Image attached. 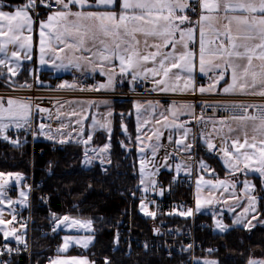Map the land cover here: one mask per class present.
Here are the masks:
<instances>
[{"label": "snow or ice", "instance_id": "6c2138e0", "mask_svg": "<svg viewBox=\"0 0 264 264\" xmlns=\"http://www.w3.org/2000/svg\"><path fill=\"white\" fill-rule=\"evenodd\" d=\"M43 5L49 9H54L47 16L46 21H40V63L47 64L51 61L54 69H62L66 67H74L81 69V61L92 66V71L99 70L102 75H107V82L100 83L88 90H104L113 86L115 65L110 73L104 71V64H112L113 59L119 61V74L127 75L131 73V82L137 81L140 78L144 80L151 79L153 88L152 91L161 92H176L193 91L197 89L193 83V72L197 67L200 73L208 75L209 73L216 74L214 76L215 83L225 79L228 70H231V83L222 89L223 93H240L244 95H255L264 98V0H26V3L15 5L13 11H5L0 7V53H7L8 45L18 46V50L13 51L11 56L20 59L19 50H24L23 59L31 60L32 37L25 35L32 32L33 15L36 8ZM79 6V10L72 11L73 7ZM103 7V11L85 10L93 7ZM119 8V11L116 8ZM197 7L199 13L197 14ZM197 15L196 20H192L191 16ZM72 18V19H70ZM55 22V23H54ZM62 22V23H61ZM189 25L185 27V25ZM59 25V27H57ZM221 25V26H218ZM55 28V31L53 29ZM47 30V31H46ZM198 30V52L195 47L191 46L195 43V34ZM111 39V44L106 43L105 39ZM142 38V39H141ZM98 41V44H93L92 47H86V41ZM152 41V42H150ZM219 41V43H217ZM96 49L93 51V49ZM171 48V51L168 50ZM154 49V50H153ZM70 50L72 55L67 58L65 64L64 53ZM77 52L90 53L89 56L75 55ZM47 57V59H46ZM96 58L99 63H96ZM59 61V62H58ZM256 61H259L257 64ZM148 62L152 66L148 67ZM9 63V58L0 59V66ZM8 71L12 75H16L13 67H8ZM183 80V87L180 82ZM21 87H30V85H22ZM58 87H76L75 84L67 82L60 84ZM82 91L84 89H81ZM217 90L215 85L208 87H200L199 92H212ZM92 102H89L91 104ZM106 103V102H104ZM17 101L8 99L7 107L0 103V135L7 140L8 137L3 135L9 124H14L16 128L24 127L28 123L30 117V105L20 104L21 112H16L14 106ZM150 106H152L150 104ZM39 108V106H37ZM137 113L143 107L141 104L134 105ZM154 107V106H152ZM185 107L190 108L191 105ZM231 107L235 110H240L241 115H232L231 120L237 124L233 128L228 124V118H223L220 121H214V130L220 135L221 132L215 129V124H227V134L223 141L221 151L224 157V163L232 172L254 171L261 178L262 186H264V103L259 104H244L233 103ZM249 109H255V112H249ZM40 112H47V109L39 108ZM167 111L173 117V122H168V117H163L164 128L183 129L184 139L176 140L177 145H182L184 150H191L192 144L186 143V138L191 131L186 127V123H176L178 113L174 105L169 106ZM5 114H7L8 124L4 123ZM69 115L79 116L80 114L73 111ZM111 112L106 116L110 117ZM59 119V115L57 116ZM84 117L76 120V123L82 125ZM93 125H99L100 128L111 132L110 121L101 124L95 115L92 117ZM193 119L200 122L203 117H195ZM23 121V123H21ZM148 123V121H145ZM161 121H157L159 125ZM68 125L61 124L59 128L52 129L51 126L40 124V134H47L48 139H55L53 132H59L63 135L62 130ZM123 127V126H122ZM83 126L80 128V133H83ZM140 127L138 126V131ZM126 132L127 129L124 128ZM249 131L251 135H249ZM241 133L244 137L241 142L240 136L237 135L232 140L231 145L227 143V136L233 133ZM162 133L156 131L155 139L158 141ZM72 133H68L71 138ZM91 136L86 140L77 141L87 145L91 140ZM137 142L142 143L141 137L137 136ZM151 139V138H150ZM172 137L169 136V140ZM18 143V141H12ZM68 140L61 139L59 143H66ZM205 142L209 150L214 151L215 145L210 139L205 137ZM123 146V144H122ZM145 147L152 148V156L155 157L160 145L155 146L149 144ZM110 144H105L99 151L107 152ZM92 151H97L93 149ZM144 152V147L139 149ZM172 154H169V156ZM169 156L165 157V161ZM96 157L88 156V149L85 148L83 163L90 165ZM100 163L104 164L105 160L101 157ZM107 163H111L110 160ZM154 161H148L144 157L140 160V185H143V191L148 192L149 186L152 190L155 189L157 181L148 179L155 175L154 172L148 171V164ZM243 164V168L240 165ZM169 167L167 163L163 165ZM202 169H207L208 166L201 161ZM176 171L179 172L182 168L181 163L175 165ZM190 171V168H188ZM9 178H14L17 182L23 180L21 173L0 172V194L3 193L5 186L9 183ZM175 179V177H174ZM237 182H232L230 185L224 180H217L215 183L208 180L197 181L196 192V210L203 206L200 200L201 185H208L210 189L223 187L225 191L229 187L232 189V195L235 196V188ZM244 197L247 198V206L243 213L236 216L233 220L234 225L243 224L249 230L255 227L253 220L264 224V220L258 219L256 209L257 197L252 195L255 185L251 181L244 180L243 182ZM30 188V186H29ZM163 194V191L159 193ZM20 203H26L27 193L23 190L19 193ZM9 204L14 203L10 198L7 201ZM4 200L0 199V204ZM147 203L141 199L140 208L146 216L155 217L157 212L147 211ZM206 203L211 204V200ZM233 209L230 207L229 211ZM252 214V220L245 218L248 214ZM172 215L173 213H168ZM181 215H191L192 209L187 212H181ZM56 227L52 231L55 232L60 225L67 227L91 228L92 221H81L79 219L70 218L65 215L63 218L58 217L55 213H51ZM15 220V217H13ZM12 221H5L0 215V225H10ZM23 227V226H22ZM216 227L221 231H225L229 226L222 223L221 220H216ZM3 230V229H0ZM154 231L158 232L159 229ZM5 238L15 236L18 242H22L21 237L17 235V230L12 228L10 231L4 230ZM92 237L76 238L65 236L64 243L58 249L60 252H66L74 243L85 248L89 246ZM118 243V237H117ZM8 252L13 249L3 246ZM189 248L191 245L188 246ZM186 250V249H183ZM2 254V253H0ZM7 264V262H3ZM50 264H94L86 258L72 257L70 259L52 260ZM105 264H111V261L105 260ZM204 264H215L214 261L205 260ZM248 264H264V260L249 259Z\"/></svg>", "mask_w": 264, "mask_h": 264}, {"label": "built area", "instance_id": "2783aa9c", "mask_svg": "<svg viewBox=\"0 0 264 264\" xmlns=\"http://www.w3.org/2000/svg\"><path fill=\"white\" fill-rule=\"evenodd\" d=\"M26 1V0H25ZM20 5V4H18ZM44 7L43 5H41ZM47 8V7H45ZM49 9V8H47ZM52 10V9H50ZM197 7V14L199 13ZM37 11H35L36 14ZM192 20L197 19V15L187 13ZM198 48L197 42L191 45ZM214 73L197 77V83H209ZM67 82L75 84L76 87H58ZM99 84L96 78H88L77 71H71L65 75L47 76L42 82L32 80L18 85H7L0 89V97H13L26 101L30 105V125L25 131H12L9 133V141L21 139L24 135L35 134L40 126L56 128L58 120L53 116V110L57 103L70 99H148L155 101H178L187 102L193 106L192 127L194 139L192 142V164L193 169L187 175H171L167 180L158 174L154 177L157 185L154 190L149 186V191H143V185L138 183L136 190L132 193L128 205L121 212L114 227V242L121 251L128 255L133 248H151L156 253L161 250L166 257L178 255L183 257V261L177 264H195L196 252L201 249L199 241L196 239V230L208 226V221L204 218L198 219L199 211L195 206V184L197 173L194 165L199 158H211L219 154V146L216 142L215 150H209L205 142V137L209 139L212 130L211 120L230 119L232 115H241L240 110L231 107L233 103L259 104L264 103V98L255 95L228 94L223 92H181V93H158L152 91V84L148 80H139L130 87L123 89H104L99 91L88 90ZM30 85V87H21ZM81 89H84L83 91ZM47 109V112H40L39 108ZM249 109V112H255ZM195 117H203L199 123ZM207 171L211 172L209 177L215 179L214 167L211 163L206 164ZM14 174V173H13ZM23 180L17 182L14 178H9V183L5 186L2 198L11 199L14 203L9 204L10 212L8 221H12L9 227L17 230V235L22 242H18L15 236L0 240V264H50L60 251L57 239L51 243L44 242L46 237H58V229L52 231L54 223L44 227L36 223L34 217V189L41 186V181H34L31 175L23 174ZM175 177V179H174ZM140 182V181H139ZM30 186V188H29ZM23 190L27 193L26 203H20L23 199L19 193ZM163 191V194L159 193ZM147 203V211L157 212L153 218L146 216L141 209H136V204H141V199ZM48 194H41V205L47 206ZM135 206V207H134ZM192 209L191 215H181ZM136 211L147 218L146 228L142 226L137 229ZM168 213H173L169 215ZM15 217V220H13ZM23 226V227H22ZM136 226V230H135ZM159 229L158 232L154 231ZM118 237V243H117ZM7 245L13 251L8 252L3 246ZM191 245L189 248L188 246ZM186 249V250H183Z\"/></svg>", "mask_w": 264, "mask_h": 264}, {"label": "trees", "instance_id": "16d2710c", "mask_svg": "<svg viewBox=\"0 0 264 264\" xmlns=\"http://www.w3.org/2000/svg\"><path fill=\"white\" fill-rule=\"evenodd\" d=\"M4 9L23 3L24 0H0ZM15 80H28L25 67L15 77ZM113 111V126L110 132L109 159L111 163L102 166L99 162L85 165L80 143L68 142L57 144L52 140H36L30 142L10 143L0 138V172L25 173L31 175L34 181H41V186L34 189V217L36 223L47 227L54 223L51 213L63 218H81L92 221L93 239L89 246L81 252L75 247L68 254L85 255L94 264H177L183 261L178 255L166 257L159 250L151 248H133L125 255L114 242V227L121 212L126 208L132 193L140 181L138 162L136 158L135 141L128 145L127 135L134 136V116L132 100H115ZM123 126V127H122ZM124 128L127 131H124ZM101 134V137L98 135ZM101 132L94 138L103 140ZM128 145V148L122 146ZM223 175L218 159L209 160ZM163 180L171 175L160 173ZM251 177L254 183L261 187V180L255 174ZM48 194V205H41V194ZM259 216H264V195L259 196ZM135 207V206H134ZM139 204H136L138 209ZM135 220L138 228L145 226L147 218L136 211ZM211 224L212 214L204 216ZM56 227V226H55ZM58 237H46L44 242L51 243L57 239L61 243L62 231L57 228ZM136 230V226H135ZM2 234L0 233V240ZM196 239L201 249L196 252L197 259L210 257L217 264H247L252 257L264 260V224H256L248 229L242 226H231L225 232H214L211 227L198 228ZM79 249V248H78ZM207 250V252H206ZM195 264H202L196 261Z\"/></svg>", "mask_w": 264, "mask_h": 264}, {"label": "rangeland", "instance_id": "374dc122", "mask_svg": "<svg viewBox=\"0 0 264 264\" xmlns=\"http://www.w3.org/2000/svg\"><path fill=\"white\" fill-rule=\"evenodd\" d=\"M0 5H2L1 2H0ZM39 7L36 8V11H37L36 14L35 13H30L31 15H33V21H34L32 32L28 33L27 30H25V32H24L25 35L26 34L27 35H31V37H32V48H31V56H32V58L34 57L33 53H35L34 52V50H35L34 47H35L36 41L34 39L36 38V35L38 33V29H40V21L41 20L40 19L37 20V16L41 12ZM7 11H9V10H7ZM46 20H47V18L46 19L44 18V21H46ZM196 38H198L197 41H196ZM198 41H199V33H198V30H197V32L195 34V42H198ZM217 43H219V41H217ZM15 48H16V45H8L7 46V49H8L7 53L6 54L5 53H0V59H5L6 56L9 58V63H7L6 65L0 66V89L6 88L7 85H18V84L23 83V81L15 80V77H17V74H18V69H19L18 67L22 63L20 61V59L17 60L16 58H13L11 56V52ZM31 60H29V61H31ZM256 63L258 64L259 61H256ZM8 67H13L14 71H16V75H12V73H10L8 71ZM196 69H197V71H199L198 70V59H197V67H196ZM228 77L231 79V70L230 69L228 70ZM214 82H215V80L213 79L210 85H213ZM228 83H231V80H229L227 82V84ZM182 84L183 83H181L180 85H182ZM208 86L209 85H207V86H199V88L200 87H208ZM222 88H224V87H222ZM8 99H13V100L17 101V104L14 106V110L16 112H21L22 111L19 108L20 104H28L26 101H24L22 99L12 98V97H0V103H3L4 107H7L8 106L7 105ZM102 101H104V100L70 99V100L62 101V102L58 103L55 106L56 111L54 109L55 117L57 118V116L59 115V119L58 120H59L60 124L57 126V128H59L61 126V124H66V125H68L69 131H66V129H63L62 130L63 135H61V133H59V132H53L52 134L54 135L55 139H48L47 138V134H40V129H39L37 134L24 135V136H22L21 139H18L16 141L24 142L26 140H29L30 142H32V141H36V140H40L41 139V140H52L54 143L61 144V143H59V140H61V139H66V140H68V142H77V141L86 140V139H88L89 136H91L92 138H91V140L89 141V143L87 145H85L84 143H80L81 147H82V153H83L82 158L84 160L85 148H87L88 149V156L96 157V159H94L91 164H93L96 161L100 163V158L102 157L105 160V163L104 164L100 163V164L102 166H106L108 164L107 161L110 160L109 159V155H110L109 149H108L107 152H103V153H101L99 150L102 149L105 144H110V141L107 140L106 137H103L104 139L101 140V141H99V138H96V140H95V138L93 136L96 133H99V132H93L94 131V127H95L93 125V119H92V122H91L90 117L88 116L89 112H90V109H91L89 102H92L95 105H97V104L101 103ZM136 103H139V104H141L143 106L139 113H137L136 108L134 107V105ZM150 104L152 106H154V107L150 106ZM158 106H159V103L153 102L152 100H135V101L132 102L133 115H134V117L136 119V122H137L136 131L138 132V126H139L140 127L139 132L141 133L140 135H146L147 133H150L149 127L151 129L152 126L154 127V130H156V129L159 130V128H161V129L164 128L163 127V122H162L163 117L161 116V113H163L164 116L168 117V122L169 123L173 122L171 120L170 116H169V112L167 111V109L164 108V107H158ZM184 106H186V105H184ZM79 107L81 108V110H79ZM68 108H71V110H68ZM73 111L79 113L80 115L79 116H71V115H69ZM91 112H93V115H94V110H92ZM154 115L155 116H159L157 121H161V123L159 125L157 124L158 126H156V127L152 124V119H151V117L154 116ZM80 117H84L82 125H79V124L76 123V120L79 119ZM187 118H188V116L183 114V117L179 120V122L180 123H185ZM230 120L231 119H228V124H229ZM65 121H66V123H65ZM145 121H148V123H145ZM214 121L218 122L220 120H211V123H212L213 126H214V124H213ZM4 123L8 124L7 114H5ZM21 123H23V121H21ZM148 124H150V126ZM27 125H28V123L24 124V127L27 126ZM230 125L233 128L237 127V124H236L235 121H233L232 124H230ZM81 126H83V129H84L83 133H80ZM215 128L220 130L221 134L218 135V136L222 137V125L219 124V123H216L215 124ZM14 129H19V128H16L14 124H9L6 132L3 135L7 136L8 132L10 130H14ZM53 129H56V128H53ZM69 132L72 133L71 138L68 137V133ZM237 133H239V132H237ZM237 133H233V134L237 135ZM239 134L242 136L241 133H239ZM249 135H251L250 131H249ZM98 136L101 137V134H99ZM131 136L132 135H130V134L127 135V133H126V138L128 139V145H130V141L132 139ZM0 138H3V136L0 135ZM68 142H66V143H68ZM219 143H220V147L222 148V145H223L222 141L221 142L219 141ZM128 145L123 144V146L126 147V148H128ZM93 149H96L97 151H92ZM221 153H222V151H221ZM220 158H221V161H222V158H223L222 163H223V165H224V167H225V169L227 171V174H228L227 176H223V177L222 176L221 177L218 176V177H215V179H212V178H209L208 175L207 176L199 175L201 171H199V167H198V175H197L196 184H195V191H194V193H195V206L196 207H197V205H196V192H197V181L198 180H201V179L202 180H208V181H212L213 183H215L217 180H224V181H227L229 183V185H230L232 182H235V181L238 182L237 180L239 179V176L242 177L244 174H248V173L258 174L257 172H254V171L235 172V174H232V172L229 170V168L224 163L223 153L220 156ZM240 167L243 168V164H241ZM7 172H3V173L7 174ZM207 173L210 174L209 171H207ZM244 180H247V179H244ZM244 180L239 181V183H237L236 188H235V192H236L235 196L232 195L231 187H229L228 190L225 191V189L223 187L210 189V187L208 185H201V188H200V193H201L200 200H201V204L203 206L200 209H204V210L201 211V213H198V219L201 220L204 216L210 214L211 211H209V210H212V213H213L214 210L217 211L218 209H216V207H213L212 205L208 206L209 204L206 203V201L207 200H211V201L214 202V201H216L218 199L219 203H221V204L224 203L225 201L228 202L225 205L226 206L225 211H227L228 213L232 214V217H233L232 222H233V220L236 218V216H238L241 213H243L244 208L247 206V198L244 197V193H243L244 185H243V183L241 184V182H243ZM248 181H251V180H248ZM254 185H255V189H256V193H255L256 195L253 192H252V195H255L257 197L256 209H257V212L259 213L258 201H259L260 193H261V195L262 194L264 195V186L262 187V183H261V187L262 188L260 189L259 187H257L256 184H254ZM0 199L4 200V203L0 204V215H2V218L5 221H8L9 212H10V209H9L10 206L8 205V202H7L8 200L5 199V198H2L1 195H0ZM233 204H235V206H233ZM204 206L205 207H209V208H205ZM221 207H222V205H221ZM230 207L233 209L232 211H229ZM260 217H262V216H260ZM213 218H214L213 219L214 224H213V229L212 230L214 232H221L216 227V220H221L223 224H227L228 222H226L224 220V218H222V217H217L216 216V217H213ZM74 219H79L81 221H86V219L84 220V219H81V218H74ZM251 219H252V214L249 213L248 216L245 218V222H247V220H251ZM258 219H259V217H258ZM252 222H253V224L255 222L258 223L257 220H253ZM55 226H56V223H55ZM232 226H242V227H244L243 224L232 225ZM208 227H211V225L209 224ZM57 228H59L62 231V239H61V243L59 245V248L64 243L63 238L65 236L76 237V238H84V237H89L90 236L93 239V226L92 225H91L90 229L89 228H79V227H67L66 225H60ZM0 229H3V230H0V233L3 234V236H4V230H7V231L11 230V228L9 227L8 224L0 225ZM92 239H91V241H92ZM72 247H75L76 251H78V252H81V250L85 249V247L73 243L68 248V250L70 248H72ZM68 250L66 252H60L59 254H57V256L55 257L54 260H56V259H70L72 257H77V258H86L88 261H90L88 259V257L85 256V255L72 254V253L68 254V252H69ZM206 252H207V250H206ZM197 260L202 262V264H204L205 260L214 261L215 264H217L216 260L212 259L210 257H204V258L201 257V259H196V261ZM90 262H92V261H90Z\"/></svg>", "mask_w": 264, "mask_h": 264}, {"label": "crops", "instance_id": "0c3cea01", "mask_svg": "<svg viewBox=\"0 0 264 264\" xmlns=\"http://www.w3.org/2000/svg\"><path fill=\"white\" fill-rule=\"evenodd\" d=\"M14 6H12V8H8V9H4L3 8V10L12 11V10H14ZM0 7H1V5H0ZM39 8H40L41 12L37 16V20L40 19L41 21H44V18L46 19L47 16L49 15V13L51 11H53V10H49V9H47L45 7H39ZM77 10H79V6H76V7H73L72 8V11H77ZM85 10L103 11L105 9L101 6V7H93L91 9H87L86 8ZM116 10L119 11V8L117 7ZM70 19H72V18H70ZM188 26L189 25H187V24L185 25V27H188ZM218 26H221V25H218ZM57 27H59V25H57ZM53 31H55V28L53 29ZM100 38L101 39H105L106 43L111 44V39L110 38H106V37H102V36ZM40 39H41V37H40V29H38V33L36 35V38L34 39L36 41L35 47H34L35 48V50H34L35 53H33L34 54V57L32 58L31 61L26 60V59H23L24 50H19V53H20V61L22 63L18 67L19 68L18 69V72L20 70H22L23 67H25L26 73H27V77H28V80H23V82H28V81H30L32 79H34L36 82H42V80L44 78H46L47 76H52V75H65V74H67V73H69L71 71H77V72L81 73L82 75H84V76H86L88 78H96L99 81V84L100 83H106L107 82V75H102L99 70L92 71V66L91 65H88L87 63H85L83 61H81L82 67L79 70L76 69V68H74V67H71V66L66 67V68H62V69H54L52 67L51 61H49V63H47V64H41L40 63ZM197 39L198 38H196V41H197ZM150 42H152V41H150ZM93 44H98V41H92V40H87L86 41V47H92ZM197 44H198V42H197ZM16 50H18V46H16V48L13 49L12 52L13 51H16ZM95 50L96 49L94 48L93 51H95ZM168 50L171 51V48H168ZM196 51L198 52V48L196 49ZM70 55H72L71 51L70 50H66V52L64 53V56H65L64 62H65V64H67V58ZM75 55H77V56H79V55L89 56L90 53H87V52H84V53L77 52V53H75ZM46 59H47V57H46ZM95 62L96 63H99L100 61H99L98 58H96ZM113 65H115V69L114 70H115V72L117 74L114 77L113 86L110 87V88H108V89L127 88V87H130L133 84L137 83L139 80H143V78H140L137 81H133V82L130 83V81H131V73H129L127 75H123V76L120 75L119 74V61L118 60H115V59H113L112 64H108V63H105L104 64V71L106 73H110L111 70H112V68H113ZM147 66L148 67H151L152 66L151 62H148ZM197 75L202 76V75H205V74H201V73H199V71H197V69H194V72H193V83H194L195 88L198 91L199 86H207V85H210L211 82H212V80L214 79L213 77L216 74L213 75V77L210 79L209 83H205V84H197V82H196ZM229 80H231V79L228 77V72H227L226 75H225V79L224 80L220 81L218 84H216L214 82L215 88L217 90L212 91V92H223L222 91V89H223L222 87H226L227 86V82ZM149 81L151 82V79H149ZM181 83H183V81H181L180 84ZM151 84H152V82H151ZM180 86L182 87L183 84L180 85ZM152 87H153V85H152ZM155 92L165 93V92H161V91H158V90L155 91ZM176 92H192V91L191 90H189V91H180V90H177ZM166 93H175V92L169 91V92H166ZM228 94H238V92L237 93H228ZM93 100H104V101H102L101 103H99L97 105H95L94 103L90 104L91 109H90V112H89V115L88 116L90 117L91 122H92V117H93V112H91V111L94 110L95 118L101 124L105 123L106 120L107 121H110V128L112 130V126H113V111H114V108H115L114 106H115V103H116L115 100H113V99H93ZM133 101H135V100H132V102ZM104 102H106V103H104ZM153 102H157V101H153ZM157 103H159V106L158 107H164L166 109H168L169 106L174 105L175 110L178 113V118L175 121L176 123H180L179 120L183 117V114H185V115L188 116V118L186 119L185 122H187L186 123L187 124L186 127H188L191 131L189 132V134H188V136L186 138V143L192 144V141H193V128H192V125H191V119H192V114H193V106H192V104L187 103V102H174V101H161V102H157ZM184 105H191V107L190 108H187ZM68 110H71V108H68ZM79 110H81L80 107H79ZM55 111H56V108H55ZM108 112H111L112 113V115L110 117L106 116V114ZM169 116H170L171 120L173 121V117L171 116L170 113H169ZM158 117L159 116H155V115L151 117L152 124L155 127L158 126L157 125V119H158ZM162 122H163V119H162ZM232 122L233 121L230 120L229 124H232ZM65 123H66V121H65ZM136 124H137V122H136V119L134 117V129H135V132H134V136H131L132 137L131 141L132 140L135 141L136 158H137V162H138L139 179H140V171H139V169H140V160H141V157H144L148 161H154V165L152 163H149L148 164V171L154 172L155 175L149 177L148 179H154V177L156 175H158V174H160L162 172L163 173L165 172V173L170 174V175H176V176L186 175V174L191 173V171L193 169V164H192V160H191L192 149L186 151V150H184V148H183L182 145H177L176 144V140L184 139V137H183V129H176V128H163V129H161V128H159V130H157V129L154 130V127L151 125L152 128L150 129V127H149L150 133H147L146 135H140L141 133L139 131L138 132L136 131ZM150 124H148V125L150 126ZM65 129H66V131H69L68 127L65 128ZM156 131H159L160 133H162V135L160 136V139L158 141L155 139V136H154V133ZM93 132H101L103 134V136L106 137L107 140L110 139V133L106 129L100 128L99 125H95ZM213 132L215 134L214 137L218 140V142L219 141L220 142L222 141V143H223V141L225 139V135L227 134V124L226 125H222V137L218 136L217 131L213 130ZM237 135L240 136V139H241V142H242L243 139H244L243 135L241 136L239 133H237ZM237 135L231 134V135L227 136V143H228L229 146L231 145L232 140L235 139ZM137 136H140L141 137L142 143L137 142V139H136ZM169 136L172 137L171 140H169ZM149 144H151L153 146H155L157 144L160 145L159 149L156 152L155 157L152 156V148L151 147H145L146 145H149ZM219 146H220V143H219ZM141 147H144V152L143 153H141L139 151V149ZM220 149H221V147H220ZM169 154H172V155L169 156ZM221 155H222V153H221V150H220L219 156L216 157L215 159H218V163L222 167V170H220V171H222L223 175H219V172L217 173V171H216V174L218 176H220V177L221 176L223 177V176H227L228 174H227V171H226V169H225V167H224V165L222 163L223 158H222V161H221V158H220ZM166 156H169V158H168L167 161H165V157ZM201 161H203L205 163V160L199 159V163ZM165 163H167L169 165V167H164L163 165ZM177 163H181L182 164V168H181V170L179 172H177L176 171V168H175V165ZM199 163L198 164L197 163L195 164L196 165V168H197V171H198V167H199V171H201L199 175H205V176H207L208 175L207 174V171L205 169H202ZM188 168H190V171H188ZM215 170H217V169H215ZM249 174H254V173L244 174L242 177L239 176V179L237 180L238 181L237 183H239V181H242L244 179H247V180H251L252 181L251 183L254 185L255 183H254L253 179L251 177H247L246 176V175H249ZM255 175L259 176L258 174H255ZM259 178H260V176H259ZM260 180H261V178H260ZM237 183H236V185H237ZM241 184H242V182H241ZM253 193H254V190H253ZM218 203H219V200L217 199L214 202L212 201V203L209 204L208 206L212 205L213 207H216V209L222 210V212L225 213V215H223L222 218H224V220L226 222H228L225 225H228V226L231 227L232 225H234L232 223V219H233L232 214H230L227 211H225V208H226L225 205L228 202L225 201L222 204L221 203L218 204ZM221 205H222V207H221ZM233 206H235V204H233ZM205 208H209V207H205ZM199 210H204V209H199ZM216 216L217 215H215V210H214L213 211V217H216ZM258 217H259V220H264V216L263 217H260L259 216V213H258ZM254 224L256 225V224H261V223H256L255 222ZM230 227H228V228H230ZM225 231H223V232H225ZM251 259L262 260V259H258L256 257H252Z\"/></svg>", "mask_w": 264, "mask_h": 264}]
</instances>
